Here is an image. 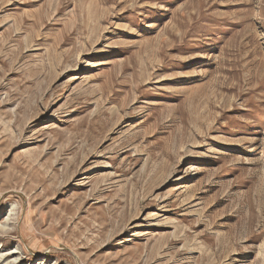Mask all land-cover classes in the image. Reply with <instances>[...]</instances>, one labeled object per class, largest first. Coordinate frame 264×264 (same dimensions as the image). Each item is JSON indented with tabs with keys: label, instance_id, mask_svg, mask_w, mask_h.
I'll use <instances>...</instances> for the list:
<instances>
[{
	"label": "rangeland",
	"instance_id": "1",
	"mask_svg": "<svg viewBox=\"0 0 264 264\" xmlns=\"http://www.w3.org/2000/svg\"><path fill=\"white\" fill-rule=\"evenodd\" d=\"M1 225L17 264H264V0H0Z\"/></svg>",
	"mask_w": 264,
	"mask_h": 264
},
{
	"label": "bare ground",
	"instance_id": "2",
	"mask_svg": "<svg viewBox=\"0 0 264 264\" xmlns=\"http://www.w3.org/2000/svg\"><path fill=\"white\" fill-rule=\"evenodd\" d=\"M5 226L6 225L0 226V232H3L6 229ZM15 253L17 252L14 249H9L5 251L4 254L0 253V264H17V257L14 255Z\"/></svg>",
	"mask_w": 264,
	"mask_h": 264
}]
</instances>
